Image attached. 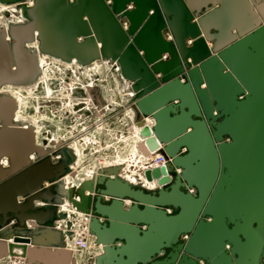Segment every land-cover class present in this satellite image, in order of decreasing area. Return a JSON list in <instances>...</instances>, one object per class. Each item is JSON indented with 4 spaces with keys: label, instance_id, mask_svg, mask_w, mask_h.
<instances>
[{
    "label": "water",
    "instance_id": "obj_1",
    "mask_svg": "<svg viewBox=\"0 0 264 264\" xmlns=\"http://www.w3.org/2000/svg\"><path fill=\"white\" fill-rule=\"evenodd\" d=\"M1 2L16 10L0 26V88L34 83L39 53L116 63L140 149L162 145L167 163L145 172L154 189L114 165L73 193L76 149L40 147L1 93L0 258L70 247L67 202L90 217L96 264H264V0Z\"/></svg>",
    "mask_w": 264,
    "mask_h": 264
},
{
    "label": "rangeland",
    "instance_id": "obj_2",
    "mask_svg": "<svg viewBox=\"0 0 264 264\" xmlns=\"http://www.w3.org/2000/svg\"><path fill=\"white\" fill-rule=\"evenodd\" d=\"M53 62H54L53 64L49 65L50 70H49V68L47 69L48 79L49 78L50 79L49 80L47 79L48 82H43V84L40 85V89L38 91L36 90L34 92V90H33L31 93H29L26 90H24V92H23V89H19L18 87L14 86V89L17 90V93L23 94V99H22L23 101L21 100L22 106L20 108L21 109L20 115H22L23 107L26 104V106L24 108L25 115L29 116L30 120H32V121L35 120L36 115H38L39 118L42 119V121L45 122V124L47 125V127L43 128V130H45V129L49 130L50 128H52V124H57L58 126L61 127V129L57 130V132L54 133V136H56V138H58V140L67 141L69 139L68 136H70L73 133V137H75V139L78 140L82 145L84 142L83 141L84 137H86V136H83L85 134V133H83V127L86 125L85 119L88 118V116H90V113H88L84 109L85 106L82 105L83 109L81 111L73 110V113H74V115H73L74 119H73V124H72L73 129H71L68 126L71 124L69 121L67 122V124L65 123L64 125H60V123H59L61 120L60 116L64 117V114L62 112L65 111L66 109H70V107L65 105L64 108L62 109V111H61V108H59L60 110L58 109L59 111H55L56 107L49 108V109L46 107H43L44 109L47 110L46 114L43 111L38 112L39 110H37L36 107L38 106L39 101H40V103H43V101H41V100H43V99H41L42 96H44L47 99L55 97L56 99L57 98L59 100L65 99L67 101L70 97L72 98V94L74 93L73 99L78 98L77 101L79 102V99L81 97L85 98L86 94L83 93V91L80 88L73 89V90L70 89L71 91H69V88H64V86H65L64 84H66L68 82L67 84H69V85L73 84V86H79L78 83L82 82L81 84L86 85V86H83V88L85 87L84 89H86V90L88 87L100 88L99 92H96L94 94H99L100 97L102 96L101 99L102 100L105 99L104 100L105 103H104L103 107L108 106L110 112H112L113 108L116 109V107H114L112 105L113 99H115L117 102H119L120 105L121 104L127 105L125 93L123 92L126 90V87H124L125 85L123 86V83L121 81L117 82L116 77H118V72H116V68H115L116 63H109V65H108L106 62L104 64V67L103 66H99V67H95V66L92 67L91 66L90 67L91 69H87V70L82 69V71L80 69V72H81L80 75L75 74V72H71L72 71L71 70V71H68V73H66L67 75H65V73H64L65 70L67 71V69L69 70V68H67V67L65 68V66L63 64H60L58 62H55V61H53ZM58 66L63 67V70H61L62 68L57 69ZM52 72H54V73H52ZM78 77H80V80ZM51 81L52 82L54 81V83H56V88H55V90L53 88L52 92L49 89V86L51 85L49 83ZM59 85H62L61 89L58 88ZM6 87H8V86L5 85L3 88H6ZM95 90H97V89H95ZM38 97H40L39 101H37ZM94 100H96V99H94ZM74 101L75 100H73V102ZM77 101H75V102H77ZM43 108H41L40 110H42ZM17 111L15 113H17ZM39 113H41V114L39 115ZM83 113L85 114L84 117H83ZM125 116L126 115H124V112H122V118H121L122 124L118 121L117 118H112L114 123L112 120L109 121V124L111 126V132H109L110 134L108 133L106 135V139H105L108 148L103 151L104 155L102 154L103 156L106 157V159H107L106 162H109L110 159H112V154L115 152L114 151V142H115V147H117L119 144L118 140H116V138L114 137L115 134L117 133V130L121 129L123 132L126 133V136H127L126 141L122 140L120 143L121 146H123V151L125 154H126V151L129 153V151L131 150V149L126 148L125 144H127L129 146V145H133L132 143H134V144H136V147L138 145V142L140 140V139H138L139 134L136 130H135L136 131L135 134L133 132H131V133L127 132L128 128L124 124L125 123V121H124ZM49 125H51V126H49ZM130 134H132V135L130 136ZM44 135H46V134H44ZM52 137H53V135H52ZM89 137H90V135H89ZM53 138L44 139V137H43V138H41V140H42V143L48 144L50 142V140ZM93 138L99 139V135H98L97 130H95L94 135H92L90 137L91 140ZM51 142H52V140H51ZM76 144L79 147V149H82V146H79L78 142ZM89 146H93L94 148L91 147V150H89L87 153L81 154V156L77 160V162H78L76 165V167H77L76 171L77 172H75V175H76V178L78 179V182H81V183H82V181L89 179L90 177H93V174L90 175V172L93 171V173H94L98 169L96 167L98 166L99 161H101V163L105 162V159L101 158V155H99L100 153H98L96 151L99 149V147L97 145H92V144ZM74 149H76V148H74ZM2 164L7 165L8 163H6V161L3 160ZM96 174H97V172L95 173V175ZM75 184H77V183H75ZM67 207H69V206H67ZM79 259H80V261H79L80 264H84V262H85L84 257H82V258L79 257ZM19 260H20V257L6 256L4 259H0V264H22ZM47 261L49 262V264H53V262H51L49 260H47ZM68 262H69V260H68Z\"/></svg>",
    "mask_w": 264,
    "mask_h": 264
},
{
    "label": "built area",
    "instance_id": "obj_3",
    "mask_svg": "<svg viewBox=\"0 0 264 264\" xmlns=\"http://www.w3.org/2000/svg\"><path fill=\"white\" fill-rule=\"evenodd\" d=\"M73 87L76 88L77 86H73ZM82 99L84 100L80 99L79 101L85 102V103L84 104L81 103V105L85 106L84 109L88 113H90V116H88V118L85 119L86 125L83 127V133H85L83 136H86V137H84V140H83L84 142L82 145L78 140L75 139V137L69 138L66 141V144L71 148H75V142L77 141L79 146H82L84 153H87L89 150H91V147H93L89 145L91 144L97 145L99 149L96 151L100 153L99 155H101V158L105 159V162L101 163V161H99V164L96 168L100 169L102 167H107V166L124 165L121 171V176L123 178H125L126 180H129L131 183H134V184L139 183V181H141L144 186L151 184L145 179V172L148 170H152L154 168H162L163 166H166V163H167L165 156L159 153L160 150H162L163 148L162 145H161V149L154 151V152H149L148 154H146L142 150H140L139 146L136 147V144L134 143H132L133 145H129V146L125 144L126 148L131 149L129 153L126 151V154H125L123 151V146H121L120 143L122 140L126 141L127 136L125 132L119 129L117 130V133L114 136L116 140H118L119 144L117 147H115V142H114L115 152L112 154V159H110L109 162H106L107 159L105 156H103L104 155L103 151L108 148L105 139H106V135L109 132H111V126L109 124V121L112 120V118H117L118 121L121 123L122 122V119H121L122 112H124V115H126L124 118V121H125L124 124L128 128L127 132L131 133L132 132L131 129L135 130V126H131L132 122H134V119H133L134 113L131 109V106L128 104L120 105L119 102L113 99L112 105L116 107V109L113 108V111L110 112L108 106L103 107L104 104L99 105L94 99L89 100V96L86 98H82ZM145 120H146V124L148 125L152 124L149 119H145ZM95 130H97L98 132L99 139L93 138L94 140L93 139L91 140L90 137L94 135ZM141 130L142 128L140 129V132ZM131 135L132 134H130V136ZM144 142H145V138H143V140L140 143H144ZM66 176H68V174ZM66 176L64 177L65 180H66ZM156 183L158 186V182L154 181L153 188H149V187L148 188L154 189L156 187L155 186ZM66 212L68 213V218L72 220L73 222L72 249L75 253V256L78 259L77 264H80L79 257L80 258L84 257V260H85L84 264H96V257L100 253V247L96 246L95 238L90 232V229H89V221H90L89 218L90 217H88V219H85L83 217L78 218L77 213L70 211V209H68Z\"/></svg>",
    "mask_w": 264,
    "mask_h": 264
},
{
    "label": "bare ground",
    "instance_id": "obj_4",
    "mask_svg": "<svg viewBox=\"0 0 264 264\" xmlns=\"http://www.w3.org/2000/svg\"><path fill=\"white\" fill-rule=\"evenodd\" d=\"M29 4V3H28ZM10 11L11 13H12V17H11V20H12V18L15 16V14H14V11L16 10V7L15 6H13V5H6L5 3H3V2H1L0 3V26L1 25H5L7 28L9 27V25L10 24H12V23H14L13 21L11 22V23H8V24H6V22H5V16H4V12L5 11ZM26 14V12H23V16H24V18H27V16L25 17V14ZM17 16V15H16ZM16 22H23V19L20 17V16H18V19H17V21ZM36 36H38V33H36ZM67 36V40H68V43L69 44H71L72 46L73 45H78L77 44V38L76 39H74V40H71V38L69 39V35H66ZM74 50L78 53V55H76V56H68V57H65L64 55H57L56 56V54H54V55H43V53L42 54H40L39 56H38V66H39V72H38V74H37V76H36V79H35V82L34 83H32V84H22L23 85V87H24V89L27 91V92H29V93H31L34 89V86H35V84L38 82V80L42 77V73H43V75L45 74V70L48 68V65L47 64H49V61L50 60H53V61H55V62H59V63H61V64H65V66L67 65V66H69V67H72V68H77V69H79V71H80V67L78 66V64L80 65V66H82V67H86V66H90L91 64H93V65H91L92 67L93 66H95V67H99V66H103L104 67V64L107 62V61H100V62H97L98 61V58L99 57H97V58H95V59H93V58H90V59H87V57L89 56L88 55V53L87 52H85L84 50H78L77 48H74ZM80 52H82L81 54H80ZM45 54V53H44ZM81 56V57H80ZM53 57H55V58H53ZM79 57V58H78ZM56 58H58V59H60V60H58V59H56ZM84 59V60H83ZM64 62H63V61ZM85 60H88L89 62H87V61H85ZM62 61V62H61ZM67 62V63H66ZM69 63V64H68ZM109 63H111V62H107V64L109 65ZM58 64V63H57ZM90 66V67H91ZM55 68V67H54ZM115 68H116V72H118V70H119V65L118 64H116V66H115ZM83 69V68H82ZM87 69H91V68H87ZM30 70V69H29ZM49 70H50V68H49ZM70 70V69H69ZM59 71V70H58ZM82 71V70H81ZM52 73H54V72H52ZM80 73V72H79ZM120 75H121V78L123 79V80H126L127 79V75L126 74H124V72H123V70H122V68L120 67ZM45 76V75H44ZM50 84V83H49ZM126 85V84H125ZM13 85H11V86H8V87H6V88H3L1 91H0V94L2 93V94H5L4 95V106L6 107V105H8L9 106V104L13 107V114H14V117L16 118V120L17 121H20V120H23L24 118H23V116L22 115H20V111H21V106H22V102H21V100L23 99V94H21V93H17V90H15L14 89V87H12ZM127 86V85H126ZM50 87V86H49ZM70 87V86H69ZM22 87H20L19 89H21ZM46 88V87H45ZM72 88V87H71ZM70 88V89H71ZM85 88V87H84ZM23 89V88H22ZM24 89H23V92H24ZM88 89H90V88H88ZM50 91H52V89H50ZM49 91V92H50ZM71 91V90H70ZM90 91V90H89ZM124 93H125V97H126V99H131V96H132V90L128 87L125 91H123ZM12 95H11V94ZM91 97V96H90ZM92 98H93V96H92ZM17 101H18V103H19V110L17 111V113H15L16 112V110H17V107H18V105H17ZM23 101V100H22ZM6 104V105H5ZM3 106V105H2ZM6 109V108H5ZM17 116V117H16ZM17 118H19L20 120H18ZM3 120V113H1V111H0V124H1V122H3L2 121ZM29 122H31V123H33V124H35L34 123V121H29ZM153 121H151V123H152ZM135 123L134 122H132V124H131V126H135L134 125ZM36 125V124H35ZM29 126H31L32 128H34V126L33 125H31V124H28V125H26V126H24V127H26V128H29ZM30 127V128H31ZM138 127H140V126H138ZM141 128V127H140ZM140 128H138V129H136L135 128V130L138 132V134L140 133ZM35 129V128H34ZM131 130H133V129H131ZM134 130V131H135ZM136 131H135V133H136ZM137 135V134H136ZM139 138L138 139H140V141L139 142H141L142 140H143V137L139 134V136H138ZM57 140L58 139H55V142L57 143ZM59 141V140H58ZM61 141V140H60ZM65 142V141H64ZM141 144V143H140ZM140 144H139V146H140ZM39 145V144H38ZM40 146V145H39ZM40 147H42V148H45V147H43V146H40ZM85 147V146H84ZM75 148H76V150H75V152H76V154H77V160H78V158L81 156V154H83L84 153V151H83V148L82 149H79V147L77 146V144L75 143ZM140 148V147H139ZM74 149V148H73ZM141 150V149H140ZM34 156H31V159L33 158ZM32 160H34V158L32 159ZM77 160H76V164L75 165H73L72 166V169H71V173H69L68 174V176H66V183H68V187L70 188V189H73L72 191H73V193H75V191L76 190H78L79 188H81V185L83 184V183H81V182H78V179L76 178V175H75V172H77L76 171V165H77ZM6 163H8V161H6ZM8 165V164H7ZM6 165V166H7ZM123 167H124V165H123ZM97 172H98V170H97ZM95 173L96 172H94L93 173V171L92 172H90V175H92L93 174V177H90L89 179L90 180H93L95 177H96V175H95ZM89 179H86V180H89ZM89 180V181H90ZM87 182V181H86ZM75 183H77V184H75ZM154 182H152L151 184H149V185H147V186H145L146 188H153V186H154V184H153ZM155 186L157 187V183L155 184ZM155 187V188H156ZM75 190V191H74ZM66 202V201H65ZM67 206H69L68 205V203L66 202L65 204L63 203V204H61L60 205V207H59V209L60 210H63L64 212H66L68 209H70V211H73L74 213H77V216H78V218H81V217H83V218H85V219H88V215H86V214H84V213H82V212H80V211H76V210H73V209H71V207L69 206V207H67ZM79 214V215H78ZM30 225H31V227H34L33 225H35L34 224V222H32V221H30V223H29ZM53 249V250H52ZM51 250V253H40V252H37V253H35V254H33V255H29V256H27L26 258H20V262L22 263V264H49V262L47 261V260H49V261H51V262H53V264H75V263H77L78 262V259L76 258V256H75V253H74V251H72L73 249H72V245L70 246V247H67V248H65V249H61V250H59V249H56V248H52ZM101 247H100V253H101ZM99 253V254H100ZM98 254V255H99ZM2 255V252H1V250H0V256ZM9 254H7V255H5L4 257H1L0 259H4L6 256H8ZM12 257H15V256H12ZM15 259V258H14ZM68 260H69V262H68ZM35 261V262H34Z\"/></svg>",
    "mask_w": 264,
    "mask_h": 264
},
{
    "label": "flooded vegetation",
    "instance_id": "obj_5",
    "mask_svg": "<svg viewBox=\"0 0 264 264\" xmlns=\"http://www.w3.org/2000/svg\"><path fill=\"white\" fill-rule=\"evenodd\" d=\"M39 54H42V53H39ZM43 55H51V54H47V53H43ZM53 58H55V57H53ZM56 59H58V58H56ZM58 60H60V59H58ZM63 61V60H62ZM61 61V62H62ZM64 62V61H63ZM97 62H100V61H97ZM54 62H53V60H50L49 61V64H47L48 65V68H50V64H53ZM59 63V62H58ZM67 63V62H66ZM61 64V63H60ZM69 64V63H68ZM94 64V63H93ZM93 64H91V65H93ZM64 66H65V64H63ZM90 65V66H91ZM78 66L81 68V70H82V68L83 69H85V70H87V68H90V66L88 65V66H84V67H82V66H80L79 64H78ZM69 68L70 70H68L67 69V71L65 70V75H67L66 73H68V71H71V72H75V74H81V72L79 71V69H75V68H72V67H69V66H65V68ZM47 68V69H48ZM62 68V69H61ZM47 69L45 70L46 72H45V76L43 75V73H42V77L38 80V82L35 84V86H34V92L37 90H39L40 89V85L41 84H43V82H48V80L50 79H48V75H47ZM57 69H61V70H63V67H60V66H58L57 67ZM80 72V73H79ZM88 73V72H87ZM118 73H120V66H119V70H118ZM120 77H121V75H120ZM79 78V80H80V77H78ZM117 78V82H120V80L118 79L119 77H116ZM48 79V80H47ZM83 81V80H82ZM68 83V82H67ZM64 84L65 86H64V88H69V91H70V88H71V90H73V89H78V88H80L82 91H83V93H85L86 95H85V98L86 97H88L89 96V100L91 99V100H93L94 99V95H93V93L91 92V90H93V89H98V90H100V88H98V87H88V88H90V89H88L87 88V90L86 89H84L83 88V86H86L85 84H81L80 82V84L78 83V85L79 86H77L76 88H74L73 87V84L72 85H69V84ZM50 87H49V89H52V91H53V88H54V90H55V88H56V83H54V81L52 82H50ZM59 84V83H58ZM5 86V85H4ZM4 86H2L1 88H0V91L3 89V87ZM6 86H11V85H6ZM60 86V87H59ZM58 86V88H62V85H59ZM70 86V87H69ZM12 87H14V86H12ZM18 88H20V87H18ZM57 88V89H58ZM22 89V88H21ZM25 90V89H24ZM90 90V91H89ZM51 91V92H52ZM73 92V91H72ZM11 94V93H10ZM12 95V94H11ZM73 95H74V93L72 94V98L70 97L67 101L65 100V99H63V100H59L58 98L56 99L55 97L54 98H50V99H47V98H45L44 96H42V98L41 99H43V100H41V101H43V103H40V101H39V99H40V97H38L37 99V101H39L38 103V106L36 107L37 108V110H39L38 112H45V114H46V112H47V110L46 109H44L43 107H46V108H53V107H56V110L55 111H59L60 109L59 108H61V111H62V109L64 108V106L66 105V106H69L70 107V109H66L65 111H63L62 113L64 114V117L63 116H60L61 117V120H60V125H64L65 123L67 124V122L69 121L71 124L70 125H68L71 129H73V119H74V113H73V110H77V111H81L83 108H82V105H81V103L82 104H84L85 102H78L77 101V99L78 98H76V99H73ZM101 95V94H100ZM91 96V97H90ZM92 96H93V98H92ZM83 97H81L80 99L81 100H84V99H82ZM101 98H102V96H101ZM79 99V100H80ZM73 100H75V101H77V102H73ZM88 100V101H89ZM36 101V102H37ZM66 101V102H65ZM88 101H86V102H88ZM96 101V100H95ZM97 102V101H96ZM17 105H18V107H17V110H19V103H18V101H17ZM25 106H26V104L24 105V107H23V110H22V115H23V120H20L19 118H17L18 120H20V121H31L30 120V117L29 116H26L25 115V112H24V108H25ZM41 108H43L42 110H40ZM59 109V110H58ZM16 110V111H17ZM52 113V112H51ZM57 113V112H56ZM41 113H39V115H40ZM66 115V116H65ZM85 116V114L83 113V117ZM17 117V116H16ZM64 119V120H63ZM34 121V123L36 124H33V123H31V125H33L34 126V128H35V134H36V142H37V144L39 143V145L40 146H43V147H48V146H51L52 145V143H56L55 142V139H58V138H56V136H54V133L55 132H57V130H59V129H61V127L60 126H58L57 124H52V128H50L49 130L48 129H45V130H43V128H45V127H47V125L45 124V122H43L42 121V119H40L39 118V116L38 115H36V119L35 120H33ZM47 121V120H46ZM49 126H51V125H49ZM44 134H46V135H44ZM52 135H53V137H52ZM44 137V139H47V138H53L52 139V141L53 142H49L48 144H46V143H42V140H41V138H43ZM46 137V138H45ZM65 137V136H64ZM73 137V133L70 135V136H68V138H72ZM63 139V138H62ZM57 143H59V144H63L64 146H67V147H69L67 144H66V141L64 142V140H57ZM69 148H71V147H69ZM71 149H73V148H71ZM72 169V168H71Z\"/></svg>",
    "mask_w": 264,
    "mask_h": 264
},
{
    "label": "crops",
    "instance_id": "obj_6",
    "mask_svg": "<svg viewBox=\"0 0 264 264\" xmlns=\"http://www.w3.org/2000/svg\"><path fill=\"white\" fill-rule=\"evenodd\" d=\"M78 40H81V39H79V38H77ZM135 125V128L136 129H138L137 127H136V124H134ZM134 134H135V131H134V129L133 130H131ZM140 141V140H139ZM140 144V142H138V145ZM138 145H137V147H138ZM103 168V167H102ZM101 169V168H100ZM97 170H99V168L97 169ZM97 170L95 171V172H97ZM98 173V172H97ZM53 250V249H52Z\"/></svg>",
    "mask_w": 264,
    "mask_h": 264
}]
</instances>
